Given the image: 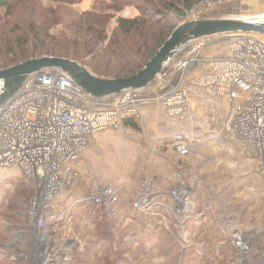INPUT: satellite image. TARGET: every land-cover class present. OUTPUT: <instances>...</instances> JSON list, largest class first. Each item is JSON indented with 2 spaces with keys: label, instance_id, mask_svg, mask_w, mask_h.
<instances>
[{
  "label": "built area",
  "instance_id": "1",
  "mask_svg": "<svg viewBox=\"0 0 264 264\" xmlns=\"http://www.w3.org/2000/svg\"><path fill=\"white\" fill-rule=\"evenodd\" d=\"M205 38H210L207 44ZM220 40L228 53L203 59L206 45ZM176 56L180 57L174 59L168 71H185L201 60H205L209 71L189 80L184 76L172 90L159 96L169 115L184 119L190 98L198 89L225 98L231 109L224 128L240 138L247 150L259 155L264 174V36L238 32L203 37L186 44ZM139 96V90L127 89L94 98L67 73L46 69L30 74L17 92L0 104V172L18 167L34 186L26 213L35 239L30 253L24 250L18 254L22 264H64L72 251L81 247L76 238L60 235L61 229L72 221L71 211L61 208V203L73 194L78 179L75 164L97 132L130 130L126 120L139 117ZM174 147L180 155H188L192 139L178 133ZM150 185L145 180V186ZM172 197L179 213L186 216L194 205L192 194L178 185L173 188ZM118 200L119 192L113 185L78 199L108 211L115 209ZM134 207L153 209L151 199L144 194L137 198ZM49 219L55 222L51 229ZM18 237L25 242L22 232ZM234 244L241 264H264V250L256 258L253 242L241 229L234 233Z\"/></svg>",
  "mask_w": 264,
  "mask_h": 264
},
{
  "label": "crops",
  "instance_id": "2",
  "mask_svg": "<svg viewBox=\"0 0 264 264\" xmlns=\"http://www.w3.org/2000/svg\"><path fill=\"white\" fill-rule=\"evenodd\" d=\"M219 52L203 50L201 57L205 59L228 53L227 50ZM208 71L209 67L205 60L197 61L183 72L167 69L153 84L139 90L140 115L134 118L137 127L130 126L132 132L105 129L93 136L83 156L75 164L78 179L73 194L61 203V208L71 211L72 221L61 229L60 235L77 240L89 238L90 232L95 227L92 214L88 210L91 205L81 203L78 199L106 185H113L118 190V206L121 215H125L126 211L137 210L134 202L139 196L142 194L149 196L153 209L139 210L142 219L135 221L138 231L142 230L145 223L143 217L147 215L152 217L160 215L174 222L178 218H184L187 220L184 224L186 226L190 220H196V224H202L201 221L207 215L206 210L211 208L219 210L220 213L224 211L227 213L228 210L233 209L231 216L234 221L243 226L252 237H258L264 231L261 228L264 226L262 205L264 174L261 170V158L247 150L240 138L224 128L223 124L227 120L231 104L221 96H210L205 90L199 89L198 94L192 96L191 111L200 114L199 111L204 109L206 113L212 114L213 116L211 115L208 120L209 127L223 128L228 136L223 138L194 136V140L191 135L195 130L190 126L193 120L188 119L187 116L184 120L173 118L169 115L166 106L155 98L172 90L184 76L189 80ZM111 130L120 132L117 139L120 156L128 161L129 165H133L132 158L135 159L136 175L132 176L125 172L120 179L105 176L104 165L100 162L105 158V150L113 141L112 138L108 139ZM197 132H201L200 127ZM178 133H185L192 139V150L188 155H180L174 147V137ZM99 154L102 156L100 157ZM98 157H100L99 161H97ZM26 179L32 184L33 192L32 181L27 176ZM145 180L151 182L149 187L145 186ZM178 185L187 189L194 201L190 212L184 217L179 213L178 206L172 197V190ZM155 211L158 213H154ZM146 223L147 229L154 227V222L147 220ZM54 225L55 222L49 219V229ZM31 227L33 229L31 228L30 249L35 239L32 234L34 230L32 224ZM19 232L21 231L18 230L17 234ZM24 237V243L29 242L26 240L27 236ZM19 241L22 245L24 244L22 240Z\"/></svg>",
  "mask_w": 264,
  "mask_h": 264
},
{
  "label": "rangeland",
  "instance_id": "3",
  "mask_svg": "<svg viewBox=\"0 0 264 264\" xmlns=\"http://www.w3.org/2000/svg\"><path fill=\"white\" fill-rule=\"evenodd\" d=\"M75 1L76 2L74 3H70L66 2V0H28L24 2L25 4L22 5L23 7H16L17 10L13 14V17H11V20H14L19 16L22 19L25 18L26 21L33 19L40 21L47 17L48 11L50 12L51 10L56 12V14L49 15V18H53L54 22V24L50 25V33L53 35L54 41L50 43L49 46H52L53 48L56 46L57 51L61 52L64 49L60 47L67 45V42L64 39H67L65 31L68 22L73 19L76 20L79 13L94 10L96 8L95 5L98 3V0ZM101 1H103V3L109 2V0ZM140 5L146 7L148 12L158 13V19H156L153 25L156 30L164 27L162 24L163 22L159 21L162 17L167 16L170 19L171 22L169 23V26L165 25V29H168L170 25H173L168 39L178 26L192 20L219 18H244L250 20L264 19V0H164L162 2L154 0L151 3L142 0L139 5L132 3L121 9H118L117 7L108 10L103 9L102 12L106 15L108 14V20H106L105 25L106 40H104L102 44L93 48L89 46L84 50L79 48L80 46L82 47V44L78 43L80 46L74 44L72 51L78 58L76 61L86 66L89 70H91L90 67L94 64H104L105 59H108L109 54L107 45L114 33L119 18L137 17L141 15L143 12L140 9ZM99 6L100 5H97V9ZM22 9L27 10L25 11ZM4 16L5 9L0 8V24L4 21ZM209 39L210 38H205L206 42L204 41V43L207 44ZM203 50H206L207 52L218 50L221 52L223 50L225 51L226 47L225 43L220 40L218 42L209 43ZM184 56H187V52ZM113 60L114 63L112 62V65L114 67H110L109 72H106L111 76L109 78L113 77L115 66H117L115 64H119L118 61L120 62L117 58H114ZM162 76L163 75H161V77ZM198 92L199 89L197 90V94ZM159 96H156L155 98L158 99ZM191 99L192 96L190 102ZM199 112L200 114L191 111V109L188 111L190 114L187 115L188 119L191 118L193 120H191L192 123L190 126L195 130L191 137L194 138V136H201L199 138H223L228 136L223 128L213 129L214 127H209L208 120L212 114L206 113V110L204 109H201ZM199 127L201 128V132L198 133L197 131ZM129 131H133L132 127H130ZM129 131L127 132L129 133ZM110 132L108 139L112 138L113 141L110 143L111 145L109 148L106 147L105 158L100 162V164L104 165L103 170L105 171V176H113L120 179V177L122 178L124 176L125 172H128L132 176L136 175L135 159L132 158L133 165H129L128 161H125L119 154L117 139L119 138L120 132L118 130H111ZM99 156L101 157L102 154H99ZM100 157H98L97 161L100 160ZM7 170L8 171H4L0 174V247L2 249H8L7 246H10L11 243L23 246L19 241L20 239L17 237L19 229H16L17 227L15 228L17 225L13 224L12 218L9 217V214L18 212L19 209L17 206H20L23 211L20 215V222L25 224L24 226H26V224L27 226H31V220L24 214V211L29 198L34 192H32V184L27 181L26 176L18 167L9 168ZM6 192L9 193V195H13L12 199L16 200V203L12 200H2V197H4L3 193ZM262 205L264 208V201L262 202ZM232 210L233 209L228 210L227 213H225V211L224 213H220L219 210L211 208L206 210L207 215L205 216V219L201 221L202 224H196V220H190L186 226H184V224L187 220L184 218H178V220L174 222L170 218L164 219L162 216L156 215L155 225L157 223V226H159L161 230L171 229V231L175 232L178 238L177 240H180L181 245L188 250L187 256L184 255L185 264H241L240 252L234 244L235 231L241 229L246 236L251 239L254 245L253 251L256 254V258L259 257L264 250V231L258 236L260 237L259 240H253L250 233L246 232V229H244L243 226L238 225L234 221V218L231 216L233 212ZM154 213L158 212L155 211ZM149 220L150 219H148V221ZM18 225L20 226L22 224ZM124 225L128 234H130L131 231H138L137 225L131 217L125 220ZM193 225L194 227H192ZM261 228L264 229V226H261ZM92 232H90V234ZM88 240V238L78 240V242H81V250L84 249ZM17 253L20 252L15 251L12 254L10 253V259L14 258L15 264H22V260L18 259ZM10 264L14 263L12 262Z\"/></svg>",
  "mask_w": 264,
  "mask_h": 264
},
{
  "label": "trees",
  "instance_id": "4",
  "mask_svg": "<svg viewBox=\"0 0 264 264\" xmlns=\"http://www.w3.org/2000/svg\"><path fill=\"white\" fill-rule=\"evenodd\" d=\"M26 1L28 0H0V8L5 9L4 21L0 24V70L42 56L77 60L78 58L72 51L74 44H82V47L79 45V48L84 50L89 46L93 48L102 44L106 40L105 25L108 14L103 13V9L108 10L114 7L121 9L132 3L139 5L142 0H109L108 3L98 0L97 5H100L98 9L95 5L94 10L79 13L76 20L68 22L65 31L67 39L62 38L67 42V45L60 47L64 49L61 52L57 51L56 46L54 48L49 46L54 41V37L50 33V25L54 22L53 18H49V15L56 14V12L48 11L47 17L40 21L36 19L26 21L25 18L22 19L19 16L11 20L17 10L16 7L24 5ZM145 1L151 3L154 0ZM66 2L74 3L76 1L66 0ZM140 9L143 13L137 17L119 18L107 45L108 59H105L102 65L94 64L90 67L94 74L100 77H111L106 72H109L110 67H114L112 65L114 58L119 59L120 62L115 64L117 66H115L112 78L136 74L145 67L168 39L173 25H170L168 29H165V25L169 26L170 19L167 16L162 17L159 21L163 22L164 27L156 30L153 25L158 19V13L148 12L147 8L142 5H140ZM22 10L26 11L27 9ZM179 57L176 56L175 59ZM126 124L137 127L134 118L127 119ZM3 194L2 200H12L16 203V200L12 199L13 195H9L7 192ZM118 202L112 211L93 205L88 208L95 224L94 230L84 249L76 247L71 253L70 260L64 264H185L184 255L187 256L188 250L181 245L180 240H177L175 232L171 229L161 230L157 223L155 225L156 215L153 217L147 215L143 217L145 223L142 230L131 231L128 234L124 225L125 220L130 217L134 221L140 220L142 215L137 208H135L137 209L135 212L126 211L125 215H121ZM17 208L19 211L9 214V217L12 218L13 224L17 225L15 228L17 227L16 229H19L24 236L26 235V240L29 242L23 246L11 243L10 246H7L8 249L0 247V264L12 262L15 264V259H10V253L15 251L25 250L30 253L31 226H27V224L24 226L25 224L20 222V215L23 211L20 206ZM24 214L27 215L25 211ZM148 219L154 222L155 227L146 228ZM259 238L256 236L252 239L259 240Z\"/></svg>",
  "mask_w": 264,
  "mask_h": 264
},
{
  "label": "water",
  "instance_id": "5",
  "mask_svg": "<svg viewBox=\"0 0 264 264\" xmlns=\"http://www.w3.org/2000/svg\"><path fill=\"white\" fill-rule=\"evenodd\" d=\"M238 32L264 36V22L244 18L198 19L186 22L173 31L143 69L136 74L117 78L100 77L70 58L57 56L31 58L0 70V81L3 83L0 104L10 99L30 74L46 69H57L67 73L94 98L119 94L127 89H145L159 78L165 66L173 60L178 51L192 40Z\"/></svg>",
  "mask_w": 264,
  "mask_h": 264
},
{
  "label": "bare ground",
  "instance_id": "6",
  "mask_svg": "<svg viewBox=\"0 0 264 264\" xmlns=\"http://www.w3.org/2000/svg\"><path fill=\"white\" fill-rule=\"evenodd\" d=\"M250 20V19H249ZM252 21H256V22H260V23H263L264 22V19H260V20H252ZM208 37V36H207ZM177 55V54H176ZM176 57V56H175ZM175 57L173 58V60H171L164 68L162 74H164V72L170 67V64L174 61ZM180 72V71H179ZM183 72V70H182ZM161 74V75H162ZM2 85L3 83L0 81V92H1V89H2Z\"/></svg>",
  "mask_w": 264,
  "mask_h": 264
}]
</instances>
